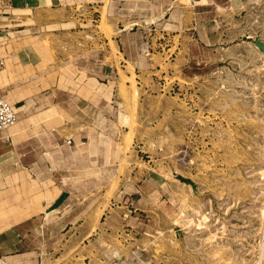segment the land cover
I'll list each match as a JSON object with an SVG mask.
<instances>
[{"label":"rangeland","instance_id":"374dc122","mask_svg":"<svg viewBox=\"0 0 264 264\" xmlns=\"http://www.w3.org/2000/svg\"><path fill=\"white\" fill-rule=\"evenodd\" d=\"M178 1L185 20L196 12L195 31L153 36L165 44L166 75L138 82L129 63L130 75L121 71L106 3L85 22L61 24L68 7L26 13L0 0V55L22 92L13 93L19 116L51 114L59 75L76 76L74 89L86 86L80 98L95 108L70 132L20 125L17 151H0V264H264V0H199L198 13ZM86 6L76 5L77 19ZM101 37L118 73L107 86L84 78L99 48L89 55L82 43ZM28 163L41 170L28 176ZM70 163L90 171L69 174ZM19 173L23 181L8 179ZM41 198L59 201L44 221ZM198 206L205 227L174 222L181 211L196 220Z\"/></svg>","mask_w":264,"mask_h":264},{"label":"crops","instance_id":"0c3cea01","mask_svg":"<svg viewBox=\"0 0 264 264\" xmlns=\"http://www.w3.org/2000/svg\"><path fill=\"white\" fill-rule=\"evenodd\" d=\"M13 1L12 5L9 6V8L12 11V8L16 5L18 8H27L29 11H25L26 13H29L31 11H39L40 9H53L57 8L58 6H65L67 8V22H61V24H75V22L79 21H87L86 18L92 17L90 15L91 10L94 8L97 4H105L107 5V21L111 25V28L113 30H116V35L113 37V42L115 43V46L119 50V53L122 55L121 58V71L127 73V77L130 75L129 69L127 68V64L129 63L132 67L133 74L135 76V80L138 82H145V81H159L157 78V73H160L158 77H161L163 79L166 75L165 70H161V67L166 65L168 61L166 60L163 53H161V50L159 49L162 47L164 49V42L153 44V36L156 34L161 36H166L165 30L171 29L173 31H179L180 34L187 35L186 32H188L191 29H194L197 23V20L194 19V16H196V12L191 13L189 15V20H185L184 17L182 18V10L188 9L187 7H182V5L179 3L178 0H7V2ZM199 0H192L191 2V10L195 11L194 7L198 11H202L203 8H205L203 4H198ZM77 4H86V9H84L85 12V18L81 20L80 18L77 19L78 15L77 11L75 9ZM174 4V5H173ZM91 5V6H90ZM16 8V7H15ZM14 9V8H13ZM166 11V12H165ZM93 12V10H92ZM183 14H185L183 12ZM149 18L155 19V22H150L149 24H145V21ZM197 18V16H196ZM187 19V18H186ZM91 21V18H90ZM137 23V24H136ZM139 24V25H138ZM190 24V26H189ZM84 25V23H83ZM130 25L132 27H130ZM129 26V27H128ZM61 28V27H60ZM75 28L81 29L80 23L78 25H75ZM84 29V28H82ZM195 31V29H194ZM127 33H129L127 35ZM191 34V33H190ZM193 35V34H192ZM194 37V35H193ZM85 46V49L83 51L89 52V55H91L92 46H96L99 49V55H97L95 61L98 60V64L91 63L89 64L88 71H84V78L89 79L90 84H96V85H103L107 86L108 81L112 78L118 77L117 68L115 65V62L112 60L110 62V65H108L107 62V52H108V42L104 38H95L93 40H84L82 43ZM163 51V50H162ZM104 52V54L102 53ZM156 53L160 56L159 60H156L152 58L153 55L156 56ZM85 56V54H84ZM0 68L5 69V85L0 87V93H14V94H20L17 91H14L16 86L11 79L12 77L8 75L7 70L4 66V59L0 55ZM157 62V63H156ZM156 64V65H155ZM98 65V66H96ZM1 70V69H0ZM73 71L71 72V74ZM62 77L63 81L64 79H67V84L63 86L60 85V78ZM76 76H68V75H59L57 78V83L55 84L54 89H51L52 94H54L53 99H51V107L53 108L51 114L41 116V118H38L35 121H29V119L22 118L19 116V112L23 110L20 109L17 113V110L15 109V106H13L11 103H9L6 99H4L2 96L0 98L4 99L9 106L11 107L14 116H15V122L16 120H19V123L21 126H23V131H26V126H62L67 127V132H70L71 129L69 127L80 125L81 122V114L85 115V113H92V110H95L93 107V104L90 102H87L86 100H82L80 95L83 94V96H86L89 92H86V86L80 91L79 88L74 89L73 84L75 82ZM142 79V81H141ZM60 80V81H59ZM94 80V81H93ZM148 81V82H149ZM102 82V83H101ZM66 83V82H63ZM106 83V84H105ZM75 85V84H74ZM82 85V84H81ZM84 85V84H83ZM21 86V85H20ZM91 92V91H90ZM78 95V97H76ZM22 96V95H21ZM23 97V96H22ZM73 98V99H72ZM78 98V99H77ZM75 100V101H73ZM76 102V103H74ZM42 113L49 112V107H44ZM85 112V113H84ZM93 114V113H92ZM97 116V114H95ZM93 116V115H92ZM84 117V116H83ZM83 124H87L86 122H90L91 119H83ZM51 130V128H50ZM21 132V133H22ZM21 133L19 136H17L16 145L13 148L8 149L10 151L11 149H14L17 147L18 143L21 140ZM70 141L69 146L73 147L72 144H74V139L72 137H67L66 139ZM11 139H8V143H11ZM6 143V144H8ZM70 147V148H71ZM1 151V150H0ZM6 151V150H4ZM3 152V151H2ZM21 156V154L19 155ZM72 163V162H71ZM70 163V166L68 167V173L69 174H81V173H87L89 171L88 167L79 168L82 170H77L76 166H72ZM33 166V167H32ZM23 167H25L24 171L28 176L30 175H36L41 168L38 166H34L33 163L23 164ZM58 170L50 171L53 173H59ZM83 171V172H82ZM15 175V176H14ZM19 176V178H17ZM85 177V176H84ZM8 179L10 180H21L22 173L19 174H13ZM60 179L54 181L52 187L54 185L61 184ZM93 184V183H91ZM95 186H90L89 188H97V189H105L106 184L105 183H97L95 182ZM41 186V187H40ZM43 182H40L39 188L43 190ZM57 188V187H56ZM58 189V188H57ZM48 202V203H47ZM58 205V206H57ZM52 206L55 208L56 206L59 207V201L58 199H50L45 200L44 198H41L39 207L36 208V211H38L39 218H41L42 221L46 219V216L48 215L49 218H51V214L54 215V212L52 213H46L47 207ZM58 215V214H57ZM48 232V231H47ZM43 233V231L41 232ZM26 236V235H25ZM19 249H17L15 252L22 253V255L29 254V250L23 251V245H17ZM43 253H47L46 249H42ZM17 257V256H16ZM7 259V258H4ZM11 259V258H8ZM42 262V260H41Z\"/></svg>","mask_w":264,"mask_h":264},{"label":"bare ground","instance_id":"6f19581e","mask_svg":"<svg viewBox=\"0 0 264 264\" xmlns=\"http://www.w3.org/2000/svg\"><path fill=\"white\" fill-rule=\"evenodd\" d=\"M174 5V4H173ZM166 12V11H165ZM254 18V17H252ZM150 22H155V19L153 18H149L148 20L145 21V24H149ZM250 22V21H249ZM137 24V23H136ZM139 25V24H138ZM250 25V24H249ZM255 26V25H254ZM129 27V26H128ZM130 27H132L130 25ZM262 30V29H261ZM264 32V30H262ZM129 33H127L128 35ZM263 38V37H262ZM249 47L252 48V46L248 45ZM257 50L258 48L253 45ZM247 50V49H246ZM209 51V50H208ZM250 51V50H248ZM260 51V50H259ZM252 52V51H251ZM205 53V52H204ZM233 54V53H232ZM255 54V53H254ZM262 54V53H261ZM203 55V54H202ZM201 55V56H202ZM197 57V56H196ZM206 57V55L204 56ZM253 57V56H252ZM257 57V56H256ZM253 59V58H252ZM260 59V58H259ZM263 61V60H262ZM263 63V62H262ZM225 72V71H224ZM225 74V73H224ZM230 78V77H229ZM232 78V77H231ZM1 79V78H0ZM229 81V80H228ZM224 84V83H223ZM235 84V83H233ZM223 86V85H222ZM235 86V85H234ZM226 87V86H225ZM229 87V86H228ZM236 87V86H235ZM224 88V86H223ZM232 88V87H231ZM132 90L135 91V86L132 85ZM231 90V89H229ZM235 91V90H234ZM230 92V91H229ZM258 95V94H257ZM0 96H2L4 99H6L9 103H11L13 106H15V103H14V95L12 93H0ZM15 109L17 110L16 106H15ZM19 128H20V123H19V120H17L16 122H14V124L6 129H1L0 130V150L1 151H8V149L10 148H13L15 147V143H16V140H17V136H18V131H19ZM8 139H11V143H8ZM8 143V144H6ZM18 143V142H17ZM179 205V204H178ZM177 205V206H178ZM207 212L208 210L205 209ZM100 212V211H99ZM192 212V211H191ZM99 214V213H98ZM195 214H196V220H193V219H190V218H187L185 216H183V212L181 211L180 214H177V219H174V222L177 223V222H183L184 225H186L187 227H190V226H193L196 230H199L203 227H205L209 221V218L207 217L208 215H206L205 211L203 210V208L201 206H198L197 209H195ZM194 214V215H195ZM208 214V213H207ZM210 224V222H209ZM96 226V225H95ZM79 245V244H78Z\"/></svg>","mask_w":264,"mask_h":264},{"label":"built area","instance_id":"2783aa9c","mask_svg":"<svg viewBox=\"0 0 264 264\" xmlns=\"http://www.w3.org/2000/svg\"><path fill=\"white\" fill-rule=\"evenodd\" d=\"M14 122L15 116L11 107L4 99L0 98V130L12 126Z\"/></svg>","mask_w":264,"mask_h":264},{"label":"water","instance_id":"95a60500","mask_svg":"<svg viewBox=\"0 0 264 264\" xmlns=\"http://www.w3.org/2000/svg\"><path fill=\"white\" fill-rule=\"evenodd\" d=\"M258 43V42H257ZM261 48V47H260ZM262 50H264V49H262ZM184 181H186V183H189L187 180H184Z\"/></svg>","mask_w":264,"mask_h":264}]
</instances>
